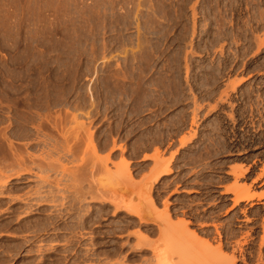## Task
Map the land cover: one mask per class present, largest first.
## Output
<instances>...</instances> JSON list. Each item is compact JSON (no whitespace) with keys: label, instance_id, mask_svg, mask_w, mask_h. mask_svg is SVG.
<instances>
[{"label":"rangeland","instance_id":"374dc122","mask_svg":"<svg viewBox=\"0 0 264 264\" xmlns=\"http://www.w3.org/2000/svg\"><path fill=\"white\" fill-rule=\"evenodd\" d=\"M0 162V264H257L264 0H0Z\"/></svg>","mask_w":264,"mask_h":264},{"label":"bare ground","instance_id":"6f19581e","mask_svg":"<svg viewBox=\"0 0 264 264\" xmlns=\"http://www.w3.org/2000/svg\"><path fill=\"white\" fill-rule=\"evenodd\" d=\"M195 55V54H194ZM162 76V75H161ZM164 76V75H163ZM141 78H142V76H141ZM161 78V77H160ZM163 78V77H162ZM142 80V79H141ZM210 81V80H209ZM243 80L241 79L237 84H240L241 82H242ZM146 83V82H145ZM138 85V84H137ZM141 86V85H140ZM155 86V85H154ZM163 86H164V84H163ZM206 86V85H205ZM132 87V86H131ZM159 87V86H158ZM161 87V86H160ZM165 87V86H164ZM151 92V91H150ZM228 96V95H227ZM226 96V97H227ZM197 107V106H196ZM214 110V109H213ZM75 121V120H74ZM64 130V129H63ZM84 133V132H83ZM86 133V132H85ZM72 134V133H71ZM76 134V133H75ZM74 134V136H76V138H75V142H74V144L75 143H78L79 142V140L78 139H80V138H78V135H75ZM73 136V135H72ZM73 136V137H74ZM87 136H88V138H90V139H92L93 138V132L91 133V132H88L87 133ZM72 137V138H73ZM7 138V137H6ZM87 138V137H86ZM82 140V139H81ZM80 140V141H81ZM87 140V139H86ZM67 141H69L68 139H67ZM78 141V142H77ZM70 143L69 144H71V141H69ZM188 142H190V140H188V139H184L183 140V142H182V145L183 146H185ZM83 143V142H82ZM90 143V142H89ZM91 143H92V147H93V149H95V146L93 145V142L91 141ZM80 144V143H79ZM13 145V144H12ZM76 145V144H75ZM78 145V144H77ZM68 146V145H67ZM9 147H11V146H9ZM78 147V146H77ZM79 148H81V147H79ZM73 145L72 146H68V149H66V153L68 154V155H73L74 154V152H73ZM92 149V148H91ZM92 149V150H93ZM77 151V150H76ZM86 151V150H85ZM43 152H44V150H43ZM65 152V151H64ZM5 153V152H4ZM51 153V151H49V154ZM8 154V153H7ZM10 154V153H9ZM59 154V153H58ZM12 155V154H11ZM4 156V155H3ZM16 157H18L17 158V160H16V158H15V160H16V163L15 164H17L18 166H19V169H21V170H18V172L17 173H15L14 175H13V172H12V174L11 175H8V176H6L5 177V180L2 182V187H3V189H4V187L7 185V183H8V181L9 180H11L14 176H16L17 175V177H19V176H21V174L20 173H24V172H26V173H29V172H31V168H29V169H27V168H25V169H23V166L24 165H26L25 164V157L24 156H18V154H17V156ZM25 158V159H24ZM30 158H31V156H30ZM75 159V158H74ZM13 160V159H12ZM11 160V161H12ZM37 160V159H36ZM43 160L44 161H46V156H44L43 155ZM43 160H42V163H43ZM48 160H49V158H48ZM71 160V159H70ZM76 161V160H75ZM13 162V161H12ZM15 162V161H14ZM48 162V161H47ZM101 162V161H100ZM1 163V162H0ZM44 164V163H43ZM56 164H57V162H56ZM46 165V164H45ZM45 165H39V167L40 168H42L43 167V170L45 169H47V171H53V167H57V166H54L55 164L53 163V160H52V162H49V163H47V167L45 166ZM60 165V164H59ZM84 165V164H83ZM5 166V165H4ZM11 166V165H10ZM28 167H30V165H27ZM26 166V167H27ZM98 166V165H97ZM8 167V166H7ZM7 167H5L6 169L5 170H7ZM21 167V168H20ZM62 166L60 165V168H61ZM100 167V166H99ZM3 168V167H2ZM10 168V167H9ZM59 168V167H58ZM81 168V167H80ZM97 168V167H96ZM68 169V168H67ZM70 169V168H69ZM82 169H83V167H82ZM81 169V170H82ZM168 169V168H167ZM166 169V171L164 172H161V173H163L162 175L164 176V175H166V174H169L170 172H171V170H167ZM13 170V169H12ZM79 170V169H78ZM69 171V170H68ZM75 171V170H74ZM77 171V170H76ZM71 172H72V169H71ZM71 172H70V174H71ZM78 172V171H77ZM11 172H9L8 174H10ZM66 173V172H65ZM67 173H69V172H67ZM81 173H83V172H81ZM88 173V172H87ZM160 173V174H161ZM73 174H75V173H73ZM77 174V173H76ZM96 174V173H95ZM160 174L158 175V177H160ZM81 175V174H80ZM89 175H90V173H89ZM94 175V174H93ZM161 175V176H162ZM78 176V175H77ZM87 176V175H86ZM16 177V178H17ZM73 177V176H72ZM76 177V176H75ZM82 177V176H81ZM158 177H157V179H158ZM1 178V177H0ZM20 178V177H19ZM59 179V178H58ZM79 178H77V180H78ZM157 179H155V180H157ZM80 181V180H79ZM79 181H78V183H79ZM19 182V181H18ZM154 182H157V181H154ZM77 183V182H76ZM97 183V182H96ZM93 184V183H92ZM74 185V184H73ZM238 185V184H237ZM94 186V185H93ZM43 187V186H42ZM232 188H233V186H231ZM230 187V188H231ZM236 187V186H235ZM20 188V187H19ZM45 188V187H44ZM49 188V187H48ZM76 188V187H75ZM17 190H19L18 188H16ZM21 189V188H20ZM55 189V188H54ZM53 189V190H54ZM233 189H235V188H233ZM66 190V189H65ZM81 190V189H80ZM3 191V190H2ZM38 191V190H37ZM28 192V191H27ZM76 192V191H75ZM78 192V191H77ZM91 192H93V191H91ZM232 192H233V190H232ZM35 193V192H34ZM82 193V192H81ZM234 193L236 194V198H235V202H234V204L235 205H237L238 203H240V202H251L253 199H255V197H259V198H261V197H263L262 195H256L255 193H253V194H251L250 193V191H249V189H247L245 186H241V185H239V187H237V190L235 189V191H234ZM3 192H0V197L1 196H3ZM94 194V193H93ZM44 195V194H43ZM92 195V194H91ZM38 196V195H37ZM31 197V196H30ZM82 197V196H81ZM94 197V196H93ZM28 198H29V196H28ZM32 198V197H31ZM258 198V199H259ZM24 199V198H23ZM95 199V198H94ZM98 199V198H97ZM68 200V199H67ZM96 200V199H95ZM155 200V199H154ZM154 200H152L151 198L149 199V203L152 205V207H153V205L155 204L154 203ZM20 201V200H19ZM105 201V200H104ZM108 201V200H107ZM1 202V201H0ZM79 202V201H78ZM77 203V202H76ZM75 203V204H76ZM111 204H113L112 202H110ZM33 205V204H32ZM169 206V205H168ZM156 206H154V208H155ZM118 208H119V206H118ZM17 209V208H16ZM126 209H128V211H129V208H126ZM143 209V208H142ZM67 210V209H66ZM27 211V210H26ZM131 211V210H130ZM134 210H132V212H133ZM29 213L30 212H32V210L30 211H28ZM26 213V212H25ZM29 213H27L26 215H28ZM35 213V212H34ZM137 213V216H138V212H136ZM135 213V211H134V214H136ZM170 213V212H169ZM167 214V216L166 217H168V219H170L172 216L170 215V214ZM15 214V213H14ZM31 214V213H30ZM29 214V215H30ZM88 214V213H87ZM140 215V214H139ZM140 216H142V215H140ZM175 218V217H174ZM20 219V218H19ZM82 219V218H81ZM173 219V218H172ZM183 219V218H182ZM180 220V221H178V222H176L175 224H177L176 226L178 227L179 225L182 227V228H184L185 229V232H190V229H188L189 228V226H190V222L188 221V220ZM174 220V219H173ZM52 221V220H51ZM142 221V220H141ZM170 221H171V219H170ZM172 222V221H171ZM175 224H173V226H175ZM168 225V224H167ZM180 226H179V229H180ZM181 228V229H182ZM183 229V230H184ZM186 229L188 230V231H186ZM175 231V230H174ZM180 232V231H179ZM183 233V232H182ZM186 235V234H185ZM188 235V234H187ZM191 235L192 236H194V238H195V240L197 239V241L198 240H201L202 238L198 235V233L197 232H195V231H191ZM231 236L233 235V233L232 234H230ZM236 238V237H235ZM206 240V239H205ZM210 241V240H209ZM208 240H206V245H207V247L210 249V252L212 253V254H215V253H218V254H220L221 255V253H223L222 255H224L225 256V251H224V246L222 245V243H220L217 247H212V244L209 242ZM200 243V242H199ZM238 247H239V250L241 249L242 250V246H241V244H238ZM21 249V248H20ZM238 250V251H239ZM208 252V251H207ZM221 255V256H222ZM226 257H227V255H226ZM225 257V259H227ZM216 260V259H215ZM218 260V259H217ZM236 260H238V259H236ZM235 260V258H233V260H229L227 263L228 264H238L237 263V261ZM162 261V260H161ZM197 261V260H196ZM221 261V260H220ZM210 262V261H209ZM198 263V262H197ZM203 263H206V262H203ZM202 263V264H203ZM212 263V262H211ZM244 263L246 264V261L244 260ZM257 264H264V237L261 239V243H260V248H259V251H258V255H257Z\"/></svg>","mask_w":264,"mask_h":264},{"label":"crops","instance_id":"0c3cea01","mask_svg":"<svg viewBox=\"0 0 264 264\" xmlns=\"http://www.w3.org/2000/svg\"><path fill=\"white\" fill-rule=\"evenodd\" d=\"M247 186H249V185H247ZM251 194H253L254 192H250ZM257 195V194H256ZM262 196H264L263 194H261ZM258 196V195H257ZM259 197H255V199H258ZM262 198V197H261ZM260 199V198H259ZM254 200V199H253ZM246 203V202H245Z\"/></svg>","mask_w":264,"mask_h":264}]
</instances>
